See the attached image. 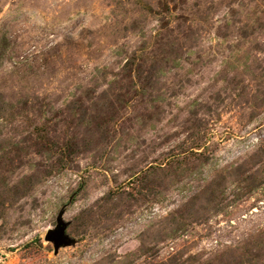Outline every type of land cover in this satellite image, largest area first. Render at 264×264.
Wrapping results in <instances>:
<instances>
[{"label": "rangeland", "instance_id": "rangeland-1", "mask_svg": "<svg viewBox=\"0 0 264 264\" xmlns=\"http://www.w3.org/2000/svg\"><path fill=\"white\" fill-rule=\"evenodd\" d=\"M0 264H264V0H0Z\"/></svg>", "mask_w": 264, "mask_h": 264}, {"label": "water", "instance_id": "water-1", "mask_svg": "<svg viewBox=\"0 0 264 264\" xmlns=\"http://www.w3.org/2000/svg\"><path fill=\"white\" fill-rule=\"evenodd\" d=\"M68 225L69 223L63 220V213L60 212L57 218L56 228L47 232L45 240L53 243L55 252L58 251L60 246H69L75 243V240L70 238L66 232Z\"/></svg>", "mask_w": 264, "mask_h": 264}]
</instances>
